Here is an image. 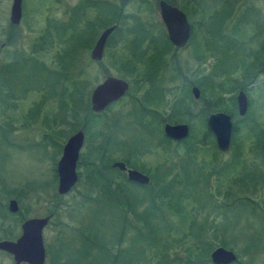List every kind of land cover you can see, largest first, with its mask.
<instances>
[{"label": "rangeland", "instance_id": "1", "mask_svg": "<svg viewBox=\"0 0 264 264\" xmlns=\"http://www.w3.org/2000/svg\"><path fill=\"white\" fill-rule=\"evenodd\" d=\"M98 1L108 5L123 3L125 22L111 23L119 29L110 33L102 58L94 61L89 58V50L109 16L103 6L96 8L86 3ZM157 1L24 0L22 17L11 26L7 20L10 0H0V43L5 42V38L12 41L0 47V66L11 60L6 74L13 87L12 94L3 95L0 101V185L17 190L25 184H40L22 195L21 205L14 198L18 206L14 213L6 210L7 200L13 198L8 196L10 192H0V204L4 203L7 211V215L0 218V239H14L20 232L21 221L27 217L50 215L41 232L44 264H51L50 256L59 245L60 260L74 255L73 249L79 248L76 264H99L98 261H104L101 264H154L143 242L127 245L131 232L114 246L111 233L119 227L115 209L110 211L100 202L87 201L92 198L91 192L79 200V194L86 191L83 165L77 167L76 164L77 180L66 193L58 194L56 181L52 182L61 147L67 136L79 128L70 131L65 121H60L68 110L65 106L58 108L60 86H68L72 77L81 82V93L89 109L92 87L106 75L129 78L123 75L131 64L139 71L145 69L152 73V84L146 82L143 86L144 95L151 101L142 103L143 107L135 104L130 98L136 95L140 99L141 94L135 93L133 85L129 86V95L108 105L89 121V133L83 130L78 159L94 143V132L103 130L110 138L105 150L113 161H123L121 157L127 155L131 162L147 171L139 170L148 177L157 166L174 164L173 171L179 180L174 190L180 192L174 200L182 215L164 217L165 224L170 228L174 226L169 236L171 245L167 259L182 255L185 243L179 247L176 244L192 242L190 236L195 233L197 240L213 248L222 246L231 250L240 264H264V185L258 180L261 175L264 177V158H260L255 148L250 150L257 143L254 130L264 133V72L261 69L264 0H198V9L182 7L180 0H174L192 24V36L184 46L176 49L169 46L162 55L154 54L155 49L164 46ZM97 25L102 26L98 27L89 46H83V41L92 37ZM43 36L46 42L35 50L34 45ZM64 50L67 54L60 59ZM29 55L33 57L26 58ZM175 61L180 71L176 79ZM243 68L248 76L243 75ZM48 71L64 72L66 77L57 79ZM209 76V82L221 85L214 87L211 94L206 80ZM192 81L199 89L196 99L189 91ZM238 89L247 96L242 115H238L230 103L234 102ZM181 97L195 116L186 122L176 113L177 122L165 121L164 117L179 108ZM64 99L68 100L66 96ZM225 108L235 125L230 140L234 136L238 148H232L230 143L227 151L219 152L214 138L205 136L203 139V135L207 114L224 112ZM161 116L163 121L159 126ZM164 122L187 124L188 135L191 133L193 139L199 141L194 151L183 158V149L163 146L160 133ZM249 128L253 130L248 131ZM53 130L60 135L54 133L53 136ZM242 177H245V187L240 191ZM232 180L237 181L232 183ZM225 191L229 195H225ZM240 197L255 204H243ZM19 209L24 219L17 214ZM183 232L188 236L178 241L176 235ZM4 234L12 237L3 238ZM155 254L153 252V256ZM206 259L209 263L208 254ZM0 264H13L11 256L0 251Z\"/></svg>", "mask_w": 264, "mask_h": 264}, {"label": "trees", "instance_id": "2", "mask_svg": "<svg viewBox=\"0 0 264 264\" xmlns=\"http://www.w3.org/2000/svg\"><path fill=\"white\" fill-rule=\"evenodd\" d=\"M124 1V0H123ZM167 3L175 5L177 0H165ZM182 7H190L193 9H198V0H180ZM88 4H91L92 6L98 8L100 6H103L109 14L107 18V23L105 25H109L113 22H125L124 17L125 15L122 13V5H116V4H109L107 2L98 1V3L94 2H86ZM98 5V7H97ZM78 7L75 6L72 10H75ZM92 22V21H91ZM134 22H140L137 19H134ZM102 25H97L95 32L92 34V37H88L86 39V42L83 41L82 45L88 47L93 36L97 33L98 27H101ZM118 30L119 27L116 26L114 30ZM113 30V31H114ZM60 32V31H59ZM8 37V36H7ZM46 36H43L40 38V41H38L34 48L37 50L42 43H45ZM6 43H11V38H5ZM163 44L164 46L162 49H155L154 54L162 55L165 51L168 50L169 46H172L170 42L167 40L166 36H163ZM34 50V51H35ZM32 52L31 54H33ZM67 54V51L64 50L62 54L60 55V59L65 57ZM263 54V46L261 47V55ZM140 56V55H139ZM33 56L29 55L26 58H32ZM138 57V56H137ZM140 58V57H138ZM195 58H199L198 55L195 54ZM12 65L11 60L7 63V65L2 64L0 66V101L3 100V95L8 96L9 94H12L11 87L12 84H9L8 75L6 72L10 70V66ZM127 65V64H126ZM242 69L243 75L248 76L247 72ZM244 70V71H243ZM50 74L55 75L59 78H65L66 74L64 72L60 71H48ZM178 72H180L178 70ZM247 73V74H246ZM150 72L147 70L145 72L139 71L137 67L134 64H131V67H128L125 70V73L123 76H130L135 75L137 77L142 76H149ZM180 74V73H178ZM209 78V79H208ZM253 77H250L252 79ZM207 80V88L209 89V93H212V89L214 87L219 88L220 84H213L210 81V76L206 78ZM193 81L190 83L192 84ZM83 87V84L81 82L76 81L73 77L69 79V85H62L60 86L58 90L59 95V101H58V108H61L65 106L68 108V110L65 111L64 118H60L61 123H64L68 126V129L71 131L74 128L81 127L85 133H89V121L94 118L95 116L99 114L92 113L89 111L87 107V102L83 99L81 89ZM239 88H243L241 86H237ZM202 90V89H201ZM67 97L68 100H65L64 97ZM180 100V106L179 108H175L173 111H171L170 115L164 117L165 121L168 122H177V117H175L176 113H179L181 116V120L188 122V119L192 116H195V114L192 112L190 107L188 105H185L182 101V97L179 98ZM67 103H70V106L67 105ZM232 103V109L235 108V104L233 101ZM141 106V105H140ZM228 108V107H227ZM65 109V108H64ZM229 109V108H228ZM211 110V109H209ZM224 112H229L226 108L223 109ZM79 111H81V114H79ZM231 111L230 113H232ZM185 116L186 118L182 117ZM69 119H66V118ZM156 117V115H155ZM162 117V116H161ZM162 119V120H161ZM159 119V126L161 121H163V117ZM116 120H111V122H114ZM158 121V120H157ZM232 122L231 124V133L235 131V125ZM108 123L107 125H109ZM106 126V125H105ZM254 128V127H253ZM253 128H249L248 131L253 130ZM257 128V127H256ZM160 131V127H159ZM254 136L256 137L257 143L252 149H256L259 154L260 158H264L259 147L260 139L264 136V133H261L260 131L257 132L254 130ZM257 132V133H256ZM54 133L59 134V132L52 131V135L54 136ZM235 133V132H234ZM250 133V132H249ZM62 134L64 132L62 131ZM161 138L160 143L163 146H173L175 150H178L177 148H181L184 151H182L185 155L182 156L183 158L187 156L188 152L194 151L196 148V144L199 143V141L194 140L191 133L183 140L181 141H172L163 133L161 132ZM253 134V133H252ZM60 135V134H59ZM58 135V136H59ZM212 138V134L207 126H205V133L203 135V139L205 138ZM110 140L109 136L103 130H96L94 132V143L89 145L87 148V151L83 154H80L78 161H77V167L81 164L84 167L85 172V192L79 194L80 198L79 200H82V197L86 195L88 192H91V199H87V201H96V203L99 204L102 203L107 208H110L108 210L113 211L112 209H115L118 219V230H115L113 233H111V237L115 241L114 246H118L120 241L124 238V235L126 233H130L131 235L128 236L129 246L134 244V242L144 243L147 245L146 247L149 248L151 252V257L154 258V264H211L208 263L206 259V255L208 252L213 248L212 246H209L205 241L197 240L198 237L197 234L192 233L191 238L193 239L192 242L187 243L186 241H181L179 244H176V247H179L180 244L185 243V246L182 247V255L179 256H171L169 259H167L168 250L170 248V232L174 228H170L169 224L164 223V217H170V216H180L182 215L181 209L177 206V200H174V196H179L180 192L178 190H174L175 184L179 182V180H176V172L173 171L174 164H161L157 166L153 173H148L149 175V182L146 184H138L131 182L126 179L125 175H123V171H120L116 168H113L111 166V162L114 160L111 158L112 156L108 155L107 150H105L106 143ZM164 143L166 145H164ZM231 147L232 148H238V145L235 144V137L231 136ZM181 157V159H183ZM121 159L125 162V165L127 167L134 168L135 165L133 162H131V157L127 155H123ZM80 160V161H79ZM139 169L135 167V169L140 171H147L144 168ZM248 176V174L246 175ZM245 176V177H246ZM244 177V178H245ZM79 178V173H78ZM244 178L241 179V185L243 186L240 191L243 190L245 187ZM251 178V177H249ZM262 185H264V177L261 175V177L258 179ZM56 181V172L55 168H53L52 171V182L54 183ZM237 181V180H236ZM232 180V183L236 182ZM5 185H0V192L9 193V197L15 198L21 205V199L22 195L29 192L33 187H38L40 184H34L29 183L25 184L24 188L20 187L17 190L15 188L12 190L7 189ZM254 188H252L253 190ZM8 190V191H7ZM225 195L228 193L225 191ZM229 195V194H228ZM238 199L242 200L243 204H251L254 205L255 202L249 200L246 197H240ZM58 202V200L55 201V204ZM262 204L264 205V200L262 199ZM141 206L140 209L137 207ZM112 208V209H111ZM7 210V209H6ZM5 210V204H0V218H4L7 215V211ZM9 212V211H8ZM10 213V212H9ZM17 214L20 215L21 219H24L25 216L21 214V210L19 209ZM130 216L128 217V215ZM177 227V226H176ZM4 231V230H3ZM185 236H188L187 232L181 233L179 236L176 235L177 240H183ZM3 238H9L12 237L10 234H4L2 236ZM141 238V239H140ZM102 241V240H100ZM103 242V241H102ZM59 245L55 250L54 253H52L51 257V264H76L77 263V253L79 252V248L73 249L74 255H68L64 260H60V248ZM117 250H120L119 248H116ZM48 251V249H47ZM146 251V250H143ZM147 252V253H150ZM153 252L156 253L155 256H153ZM86 253V252H85ZM104 261H98L99 264L103 263ZM132 262V261H131ZM233 262L240 264L238 259H235ZM231 262V263H233Z\"/></svg>", "mask_w": 264, "mask_h": 264}, {"label": "water", "instance_id": "3", "mask_svg": "<svg viewBox=\"0 0 264 264\" xmlns=\"http://www.w3.org/2000/svg\"><path fill=\"white\" fill-rule=\"evenodd\" d=\"M158 13L161 22L164 24L167 39L174 46L185 44L189 25L185 14L175 5L167 3L165 0L157 1ZM20 19V0H12L9 8V21L17 24ZM114 24L106 26L98 34L89 50V58L97 61L102 57L103 45L107 35L113 30ZM264 71V57L261 62ZM127 82L117 76L107 75L90 90L88 97L89 110L99 112L109 103L121 97L126 89ZM191 94L194 98L199 95L197 87H191ZM236 110L238 115L244 114L246 110V96L242 90H238L235 96ZM206 125L210 130L216 149L225 152L229 149L231 135L230 116L222 111L209 112L206 117ZM162 133L172 141H181L188 136L189 128L185 123L162 124ZM83 130L78 128L65 139L59 158L55 164L56 172V192L66 193L76 182V162L79 149L83 142ZM260 150L264 156V137L260 141ZM116 168L125 173L127 180L146 184L149 177L137 169L127 167L121 160L111 163ZM10 213L17 211L18 206L14 198H9L6 205ZM50 215L27 217L21 221L19 235L15 239H0V251L9 254L13 264H43L45 250L42 241V228L46 225ZM235 254L222 246H215L208 253V260L211 264H228L235 260Z\"/></svg>", "mask_w": 264, "mask_h": 264}, {"label": "flooded vegetation", "instance_id": "4", "mask_svg": "<svg viewBox=\"0 0 264 264\" xmlns=\"http://www.w3.org/2000/svg\"><path fill=\"white\" fill-rule=\"evenodd\" d=\"M11 1L12 0H10V5H11ZM23 1L24 0H20V19H21V17H22V3H23ZM10 5H9V8H10ZM172 5V4H171ZM177 7V6H176ZM181 10V9H180ZM20 19H19V21H20ZM8 22H9V24H11V26H15L16 24H13V23H11L10 21H9V10H8ZM18 21V22H19ZM162 23V25H163V28H164V24H163V22H161ZM111 25H113V24H111ZM114 25H116V24H114ZM188 25H189V34H188V38H187V40H186V42H185V44L188 42V40H189V38L192 36V30H193V28H192V24L191 23H189L188 22ZM106 26H110V25H106ZM105 26V27H106ZM105 27H103V28H105ZM102 28V29H103ZM114 28H115V26H114ZM114 28H113V30H114ZM101 29V30H102ZM101 30L99 31V33L101 32ZM112 30V31H113ZM111 31V32H112ZM110 32V33H111ZM98 33V34H99ZM110 33L107 35V37L110 35ZM98 34H97V36H98ZM162 36H166V38H167V35H166V32H165V28H164V31L162 32L161 31V33H160ZM97 36H96V38H97ZM106 37V39H108ZM95 38V39H96ZM106 39H105V41H106ZM168 40V39H167ZM95 41V40H94ZM169 41V40H168ZM6 42V41H5ZM5 42H2V43H0V47L1 46H3V44L5 43ZM104 44H105V42H104ZM171 44V43H170ZM184 44V45H185ZM172 45V44H171ZM184 45H182V46H184ZM175 49L176 48H180V47H182V46H174V45H172ZM264 46V45H263ZM103 48H104V45H103ZM102 54H103V52H102ZM174 54V53H173ZM264 57V56H263ZM102 58V57H101ZM97 61H99V60H97ZM262 62V61H261ZM261 69H262V67H261ZM178 70H179V68H178V65L176 64V61H175V65H174V75H175V79L177 78V75H178ZM146 70L144 69L142 72H145ZM263 71V70H262ZM264 72V71H263ZM149 75H151V77H149V76H142V77H137V76H135V75H130L129 76V78H123V77H121V78H123L126 82H127V89H126V91H125V93L121 96V97H123V96H127V95H129L130 93H129V86H131V85H133L134 86V91H135V93H137V92H140V94H141V98L140 99H137L136 98V95H134L133 97H131L130 98V100L131 101H133L135 104H139V105H141L142 107H143V105H142V103H149L151 100L148 98V96H145L144 95V89H145V87H143L144 86V84L146 85V82L148 83V85L149 84H152V82H153V77H152V73H150ZM107 76V75H106ZM204 76H205V74H204ZM105 77V76H104ZM103 77V78H104ZM117 77H120V76H117ZM128 77V76H127ZM99 83V82H98ZM97 84V83H96ZM95 84V85H96ZM94 85V86H95ZM193 86H195V85H191L190 86V88H189V91L191 90V87H193ZM196 87V86H195ZM93 88V87H92ZM199 90V89H198ZM238 90H242V89H238ZM237 90V91H238ZM243 91V90H242ZM237 93V92H236ZM243 93L245 94V92L243 91ZM190 94H191V91H190ZM191 96H192V94H191ZM235 96H236V94H235ZM234 96V97H235ZM245 96H246V94H245ZM121 97H119L118 99H120ZM192 98H194L193 96H192ZM197 98H199V95H198V97ZM117 99V100H118ZM196 99V98H195ZM117 100H115V101H117ZM115 101H113V102H115ZM113 102H111V103H109L108 105H110V104H112ZM234 102H235V98H234ZM246 103H247V96H246ZM107 105V106H108ZM106 106V107H107ZM246 106H247V104H246ZM105 107V108H106ZM144 107H146V106H144ZM104 108V109H105ZM235 109H236V102H235ZM90 111V110H89ZM101 111H103V109L101 110ZM101 111H99V112H93V111H91L92 113H95V114H100L101 113ZM223 112V111H222ZM236 112H237V110H236ZM229 115V114H228ZM230 116V115H229ZM230 120H231V118H230ZM232 123V122H231ZM79 128H81V127H79ZM82 129V128H81ZM83 130V129H82ZM84 133V132H83ZM264 137V136H263ZM83 138H84V136H83ZM83 143V142H82ZM82 146V145H81ZM81 148V147H80ZM79 151H80V149H79ZM261 151V150H260ZM262 153V152H261ZM263 155V154H262ZM264 157V156H263ZM19 235V234H18ZM17 235V236H18ZM16 236V237H17ZM15 237V238H16ZM14 238V239H15ZM44 261H45V256H44ZM22 264H27V263H22ZM43 264H44V262H43Z\"/></svg>", "mask_w": 264, "mask_h": 264}]
</instances>
